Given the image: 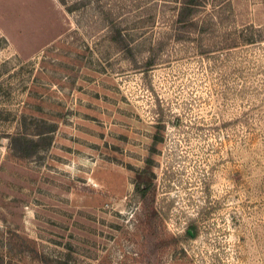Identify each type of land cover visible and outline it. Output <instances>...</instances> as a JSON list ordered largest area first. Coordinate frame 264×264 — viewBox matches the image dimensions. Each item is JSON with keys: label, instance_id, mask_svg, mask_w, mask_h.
Segmentation results:
<instances>
[{"label": "rangeland", "instance_id": "obj_1", "mask_svg": "<svg viewBox=\"0 0 264 264\" xmlns=\"http://www.w3.org/2000/svg\"><path fill=\"white\" fill-rule=\"evenodd\" d=\"M56 1L0 7V264H264V0Z\"/></svg>", "mask_w": 264, "mask_h": 264}, {"label": "crops", "instance_id": "obj_2", "mask_svg": "<svg viewBox=\"0 0 264 264\" xmlns=\"http://www.w3.org/2000/svg\"><path fill=\"white\" fill-rule=\"evenodd\" d=\"M16 1L13 5V8L9 10H13V12L16 13L18 11V20H21V22H18V26L23 29V31L32 30L35 34V36H39L38 44L32 46L28 42V39L25 40V42H22L21 44H15L11 37L5 32L4 28L2 27V24L0 22V31L9 41H12L18 48H29V49H38L45 47L49 43H51L53 40H55L57 37L60 36V34L63 32L64 27L62 26V15H61V9L56 0H14ZM8 0H0V7L6 8V12L9 11L7 6ZM12 2V0H11ZM41 2H46L47 6H49L50 9H52L57 17V22L59 24V27L54 29V32H49V25L45 21L43 15L40 13L39 4ZM48 29V32L45 35H41V33H44Z\"/></svg>", "mask_w": 264, "mask_h": 264}, {"label": "trees", "instance_id": "obj_3", "mask_svg": "<svg viewBox=\"0 0 264 264\" xmlns=\"http://www.w3.org/2000/svg\"><path fill=\"white\" fill-rule=\"evenodd\" d=\"M61 1V0H59ZM155 140H157V136L154 137ZM22 139V138H21ZM31 145V144H30ZM34 145V144H33ZM145 170H142L138 175H137V180H136V187L139 191H144L148 186H149V178L144 172ZM186 236H190L188 233H186Z\"/></svg>", "mask_w": 264, "mask_h": 264}]
</instances>
